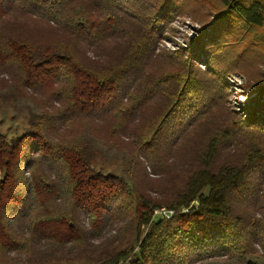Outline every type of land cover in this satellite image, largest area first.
<instances>
[{"label":"trees","instance_id":"1","mask_svg":"<svg viewBox=\"0 0 264 264\" xmlns=\"http://www.w3.org/2000/svg\"><path fill=\"white\" fill-rule=\"evenodd\" d=\"M139 2L0 0V72L39 101L37 110L26 107L25 133L0 132V264H14V259L23 264H196L221 257L259 264L248 257L264 258L261 98L244 106L245 115H233L234 122L220 123L205 153L200 149L204 162L177 175L173 197L153 198L141 188L143 175L134 171L140 158L129 155L121 171L98 167L88 142L64 135L71 129H78L74 136L86 134L95 123L113 119L117 131L132 133L150 168L164 170L161 159L153 163L159 152L151 144L179 123L187 106L194 108L188 120L193 125L207 118V105L214 103L193 106L202 89L189 73L194 58L203 52L209 62L217 60L226 49L219 46L221 35L229 39L249 29L263 32L247 43L244 55L249 46L264 52V0H219L206 27L211 33L206 30L186 50L181 74L154 75L153 65L163 58L158 44L181 0H149V8L136 10ZM11 14L49 29V43L19 36L12 27L7 32L4 23ZM53 25L62 33L54 34ZM87 49L101 53L107 66L98 68L95 59L85 62ZM209 65L212 71L204 73L212 78L204 84L215 89L213 101L226 79L221 66ZM172 77H179L176 87L166 84ZM159 85L168 87L163 102ZM259 93L264 96V87ZM154 102L159 106L151 131L146 133V124L143 131L144 125L131 128ZM139 131L142 139L134 137ZM232 145L242 154L217 162L219 148ZM161 208L173 211V217H156Z\"/></svg>","mask_w":264,"mask_h":264},{"label":"rangeland","instance_id":"2","mask_svg":"<svg viewBox=\"0 0 264 264\" xmlns=\"http://www.w3.org/2000/svg\"><path fill=\"white\" fill-rule=\"evenodd\" d=\"M185 2L186 0H181L178 11L173 14V19L169 21L162 40L158 44L157 54L160 57L163 56V58L159 61L162 64L157 65L158 62H156L153 65L154 75L171 77L176 74H181L183 65L187 59L188 51L186 50L191 49L192 45L196 46L197 43H193L199 40L201 34L206 30L211 33L209 28L206 29V27L211 21L213 12L216 10L215 8L220 5L219 0H188V2ZM149 5L151 6L149 0H140L138 4H135L136 10L139 7L147 9ZM10 27L15 32L19 31V36L23 37L25 35L36 42L49 43L48 41L52 36L49 29L43 30L42 24L22 17L20 14L8 15L4 23V29L7 32H11ZM55 27L53 25V28ZM22 29L24 34L22 33ZM220 30L217 29L216 36L220 35ZM262 32L249 29L237 35L235 33L229 39H225L224 35H221V40H218L219 46L226 47L225 51H222L221 57L209 62V59L201 52L197 56L198 58H194V67L192 72L190 71L189 73L202 83V89L196 97L197 99L193 106L195 109H199V105L205 106L208 102L214 103L207 105V118L201 121L198 119L193 125L189 123V119L194 116L192 115L190 117L191 113L189 108L193 107L187 106V108L181 111V115H179L182 118L179 123L168 131H162L158 139H155V142L151 144L150 148L154 147L156 149L154 152H159V155L153 163L156 165L161 159L164 170L155 169L153 171L147 164L145 155L140 153L138 150L139 147L133 144L132 133L129 130H123L122 127L117 131L118 125H116L113 119H105L106 121L104 123H95L94 126L97 129L93 127L89 128L86 134L82 132L74 136L73 132L78 129H71L64 135L69 136L70 140L84 139L88 142L89 146L93 149L92 152L95 157L93 160L94 165L98 167L121 171L125 167L127 169L126 159H129V155H132L134 158H140L138 160V167L134 171L136 170V174L138 175L139 173L143 175L140 177L141 188H144L153 198H158L157 195L162 193L169 194L173 197L175 194L173 186L177 175L181 171L187 170L188 167L192 169L193 166L201 165V162H204L201 153H205L207 143L218 133L220 123L222 125L227 120L234 122V117L239 118L241 115H245L243 109L246 104H254L260 98L261 106L264 105V96L261 97L259 93L260 89L264 87V52L260 53L259 50L257 51L249 45L250 52H247L245 55L243 52L247 43L259 40V38L257 39V35H261ZM60 33H62L61 30L55 28L54 34L57 35ZM242 53L243 55L240 58V54ZM101 58H104L101 53L96 54L90 49H87L83 60L92 63V60L95 59V66L103 69L107 65L104 62H100L102 60ZM106 58V62H108L109 57L107 56ZM170 59L173 60L171 63ZM209 63H212L214 67L221 66L225 70H220L221 74L223 73L222 75L226 79L225 82H222L224 87L218 89L213 101L211 100V94H214L215 89L204 84L212 78L211 74L209 79L208 75L204 73L206 70L212 71L213 68ZM178 78H166V84L170 85V87H176L177 82H179ZM13 82L14 79L9 74L0 72V132L9 136L25 133L27 122L23 118V114L26 111V107H36L37 110L39 104L38 100L34 102L35 95L23 93ZM212 82L216 83L215 81ZM158 88L160 101L163 102L167 97L165 92L168 87L159 85ZM41 102L45 104L43 101ZM157 105L159 106V102L148 105L143 110L141 116L133 120L131 128L136 129V127L144 125L143 131L146 124L150 126L146 131V133H149L153 128L152 124L154 120L157 118ZM12 114H14V117H12ZM186 121L188 122L184 124ZM113 127L116 128V133L111 135L109 131ZM254 128L258 127L255 126ZM140 131L134 135L135 138L141 137L140 139H142ZM149 136L148 140L151 141L152 135L150 134ZM173 142L175 144L172 145ZM200 149L202 150L201 153H199ZM234 149V145L230 146L229 149L222 148L221 146L219 148L220 152L216 154L215 160L221 162L228 157L242 154L240 151L235 152ZM168 157L173 160L171 162L167 161ZM162 173L164 175L161 177ZM161 209L166 210V208ZM155 216L161 217L163 215L158 214ZM164 218L167 217L164 216ZM256 249L261 252L263 251L261 246H256ZM248 259H253L259 264H264V258L260 256L248 257ZM12 261H14V264H23L21 260L14 259ZM196 264H240V261L238 258L221 257Z\"/></svg>","mask_w":264,"mask_h":264},{"label":"built area","instance_id":"3","mask_svg":"<svg viewBox=\"0 0 264 264\" xmlns=\"http://www.w3.org/2000/svg\"><path fill=\"white\" fill-rule=\"evenodd\" d=\"M154 214L155 215L161 214V215H163L161 217H164L165 216L167 218H172L173 215H174V212L171 211V210H167V209L166 210L159 209V210H156Z\"/></svg>","mask_w":264,"mask_h":264}]
</instances>
